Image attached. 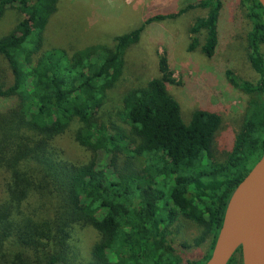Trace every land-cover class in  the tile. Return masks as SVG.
I'll return each mask as SVG.
<instances>
[{
	"label": "trees",
	"instance_id": "16d2710c",
	"mask_svg": "<svg viewBox=\"0 0 264 264\" xmlns=\"http://www.w3.org/2000/svg\"><path fill=\"white\" fill-rule=\"evenodd\" d=\"M57 0H0V17L16 9L22 19L0 36V59L10 71L0 99V264H205L223 223L228 202L264 151V9L240 0L250 22L248 59L259 79L230 82L250 96L247 113L229 148L216 147L221 116L195 110L188 123L168 86L175 85L164 57L158 76L129 90L114 121L98 117L119 81L126 50L143 27L116 36L110 47L91 46L68 55L42 51L44 32ZM222 0H200L175 18L201 9L190 29V51L207 57L218 44ZM204 32L200 45L198 35ZM76 125L74 142L89 155L69 160L56 140ZM179 217L199 235L179 247L209 242L208 252L183 261L172 246L170 227ZM91 227L98 241L90 260H80L70 243ZM236 250L228 264L234 262Z\"/></svg>",
	"mask_w": 264,
	"mask_h": 264
},
{
	"label": "rangeland",
	"instance_id": "374dc122",
	"mask_svg": "<svg viewBox=\"0 0 264 264\" xmlns=\"http://www.w3.org/2000/svg\"><path fill=\"white\" fill-rule=\"evenodd\" d=\"M57 10L50 18L44 32L42 51L56 49L72 55L91 46L110 47L116 36L143 27L139 40L124 55L122 75L99 110L102 120L120 125L117 119L122 99L131 89L144 87L158 76V60L164 57L173 73L175 85L168 86L170 95L178 102L181 117L190 121L197 109H208L222 118V128L216 137V147L228 149L239 132L246 116L250 96L234 86L226 72L239 82L255 84L259 79L248 59L247 34L250 22L240 8V0H222L223 8L217 22L218 44L214 56L207 58L200 46L190 51V29L195 20L206 14L204 10L192 9L175 18L155 20L156 16L178 13L188 5L200 0H57ZM22 19L16 9H7L0 17V36L7 34ZM202 31L198 35L201 45ZM11 75L6 62L0 59V84L9 85ZM11 99H0V111L13 104ZM73 125L56 140V145L72 161H86L89 155L73 140ZM3 176L0 175V189ZM169 240L179 250L183 261L200 260L209 248V242L191 249L179 247L199 235L191 222L179 217L170 227ZM99 237L95 230L86 227L75 231L70 243L77 249L82 262L90 260V251ZM232 264H242L236 254Z\"/></svg>",
	"mask_w": 264,
	"mask_h": 264
},
{
	"label": "water",
	"instance_id": "95a60500",
	"mask_svg": "<svg viewBox=\"0 0 264 264\" xmlns=\"http://www.w3.org/2000/svg\"><path fill=\"white\" fill-rule=\"evenodd\" d=\"M264 9V0H257ZM248 187L245 198L234 214L237 199ZM264 205V151L250 172L233 192L210 258L205 264H228L240 248L242 264H264L256 236V224Z\"/></svg>",
	"mask_w": 264,
	"mask_h": 264
},
{
	"label": "bare ground",
	"instance_id": "6f19581e",
	"mask_svg": "<svg viewBox=\"0 0 264 264\" xmlns=\"http://www.w3.org/2000/svg\"><path fill=\"white\" fill-rule=\"evenodd\" d=\"M248 187H245L242 192L240 193L237 202H236V206H235V210H234V214L239 210L246 192H247ZM256 236L259 242V246L261 249V252L264 254V205L259 213V216L257 218V224H256Z\"/></svg>",
	"mask_w": 264,
	"mask_h": 264
}]
</instances>
